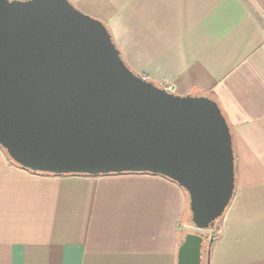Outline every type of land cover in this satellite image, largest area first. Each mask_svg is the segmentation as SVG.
<instances>
[{
    "label": "crops",
    "instance_id": "1",
    "mask_svg": "<svg viewBox=\"0 0 264 264\" xmlns=\"http://www.w3.org/2000/svg\"><path fill=\"white\" fill-rule=\"evenodd\" d=\"M68 1L135 73L218 104L235 189L209 264H264V0ZM187 209L165 177L37 174L0 147V264H176Z\"/></svg>",
    "mask_w": 264,
    "mask_h": 264
},
{
    "label": "water",
    "instance_id": "2",
    "mask_svg": "<svg viewBox=\"0 0 264 264\" xmlns=\"http://www.w3.org/2000/svg\"><path fill=\"white\" fill-rule=\"evenodd\" d=\"M0 147L35 173H143L176 183L197 231L179 242L176 264H203L199 232L214 226L235 189L218 104L134 73L105 25L68 0H0Z\"/></svg>",
    "mask_w": 264,
    "mask_h": 264
},
{
    "label": "trees",
    "instance_id": "3",
    "mask_svg": "<svg viewBox=\"0 0 264 264\" xmlns=\"http://www.w3.org/2000/svg\"><path fill=\"white\" fill-rule=\"evenodd\" d=\"M106 27V26H105ZM107 28V27H106ZM108 30V29H107ZM109 31V30H108ZM110 33V32H109ZM111 39H112V37H111ZM112 41H113V39H112ZM114 42V41H113ZM121 55V54H120ZM121 58H122V56H121ZM123 59V58H122ZM127 65V64H126ZM128 66V65H127ZM129 67V66H128ZM130 68V67H129ZM131 69V68H130ZM132 70V69H131ZM133 71V70H132ZM134 72V71H133ZM135 73V72H134ZM155 84V83H154ZM155 85H157V84H155ZM157 86H159V87H162V86H160V85H157ZM221 110V109H220ZM221 113H222V111H221ZM222 115H223V113H222ZM224 116V115H223ZM225 118V117H224ZM226 120V119H225ZM227 122V121H226ZM227 125H228V127H229V130H230V126H229V124L227 123ZM230 133H231V130H230ZM231 139H232V147H233V138H232V134H231ZM233 153H234V148H233ZM11 161V160H10ZM12 162V161H11ZM13 163V162H12ZM15 164V163H14ZM16 165V164H15ZM18 166V165H17ZM32 173H35V172H32ZM37 174H44V173H37ZM126 174H130V173H126ZM47 175H51V174H47ZM83 176H87V175H83ZM187 202H188V198H187ZM222 217V216H221ZM221 217L220 218H218L216 221H215V223H214V226H215V224H217V222L221 219ZM186 222H187V224L188 225H190V226H193L192 225V223L190 222V217H189V210L187 209V216H186ZM214 226L212 227V228H210V230H212L213 228H214ZM190 231H188V230H185V231H183L180 235H179V237H178V239H177V242L179 243L182 239H183V237H184V235L186 234V233H189ZM215 239H213V241H214ZM207 244L208 243H206L205 241H204V243H203V247H202V255H201V258H202V263H203V261H204V258H205V263H206V260H207V258H208V254H206L207 253V251L209 250V254H210V248H208V246H207Z\"/></svg>",
    "mask_w": 264,
    "mask_h": 264
},
{
    "label": "rangeland",
    "instance_id": "4",
    "mask_svg": "<svg viewBox=\"0 0 264 264\" xmlns=\"http://www.w3.org/2000/svg\"><path fill=\"white\" fill-rule=\"evenodd\" d=\"M219 222V221H218ZM218 222L217 224H215L214 228L212 230H208V231H203V232H199V233H202L204 236H205V242L208 243L209 239L212 238V239H215L218 237L219 235V232H218ZM188 231L190 232H197L192 226L189 225V229ZM182 232L179 233V235L181 234ZM213 243V242H212ZM211 243V245H212ZM210 250H211V246H210ZM203 264H205V258H204V261H203Z\"/></svg>",
    "mask_w": 264,
    "mask_h": 264
},
{
    "label": "built area",
    "instance_id": "5",
    "mask_svg": "<svg viewBox=\"0 0 264 264\" xmlns=\"http://www.w3.org/2000/svg\"><path fill=\"white\" fill-rule=\"evenodd\" d=\"M162 88H164L168 92H172L173 91V87L171 85H164V86H162Z\"/></svg>",
    "mask_w": 264,
    "mask_h": 264
},
{
    "label": "flooded vegetation",
    "instance_id": "6",
    "mask_svg": "<svg viewBox=\"0 0 264 264\" xmlns=\"http://www.w3.org/2000/svg\"><path fill=\"white\" fill-rule=\"evenodd\" d=\"M207 254V253H206Z\"/></svg>",
    "mask_w": 264,
    "mask_h": 264
}]
</instances>
